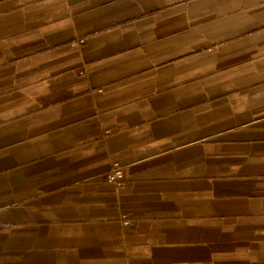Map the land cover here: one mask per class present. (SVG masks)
Returning <instances> with one entry per match:
<instances>
[{
	"label": "crops",
	"instance_id": "0c3cea01",
	"mask_svg": "<svg viewBox=\"0 0 264 264\" xmlns=\"http://www.w3.org/2000/svg\"><path fill=\"white\" fill-rule=\"evenodd\" d=\"M0 264H264V0H0Z\"/></svg>",
	"mask_w": 264,
	"mask_h": 264
},
{
	"label": "built area",
	"instance_id": "2783aa9c",
	"mask_svg": "<svg viewBox=\"0 0 264 264\" xmlns=\"http://www.w3.org/2000/svg\"><path fill=\"white\" fill-rule=\"evenodd\" d=\"M85 39H80L79 41L75 42V44L84 42ZM125 178V170L120 162H115L110 169V171L107 173V179L108 181L115 183L117 186H121L123 183V180Z\"/></svg>",
	"mask_w": 264,
	"mask_h": 264
}]
</instances>
